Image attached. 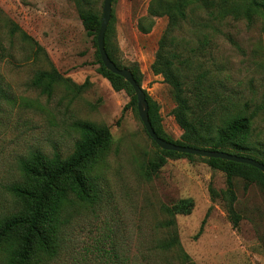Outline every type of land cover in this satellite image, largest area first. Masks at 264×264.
<instances>
[{
  "label": "rangeland",
  "instance_id": "obj_1",
  "mask_svg": "<svg viewBox=\"0 0 264 264\" xmlns=\"http://www.w3.org/2000/svg\"><path fill=\"white\" fill-rule=\"evenodd\" d=\"M103 1L88 4L102 14ZM151 1L113 0L110 40L122 66L139 65L142 87L160 105L163 126L176 140L184 130L173 114L172 87L152 69L169 18L150 17ZM79 8L75 0H0V220L17 210L10 187L22 181V160L37 151L69 155L81 135L77 123L90 121L108 125L113 135L93 170L98 197L67 203L57 253L40 264H264V189L257 182L234 178L241 216L234 226L223 197L226 173L198 155L169 157L147 178L161 147L138 108L129 105L123 113L132 92L115 89L99 71ZM151 21L150 32L140 30L139 22ZM168 37H174L170 50L184 62L186 93L194 95L203 77L209 95L203 107L229 104L225 107L252 116V139L264 143V17L214 19L194 5ZM51 62L76 85L59 84L47 96L32 80ZM183 198L194 200L190 213L164 210ZM173 236L179 243L168 245Z\"/></svg>",
  "mask_w": 264,
  "mask_h": 264
},
{
  "label": "trees",
  "instance_id": "obj_2",
  "mask_svg": "<svg viewBox=\"0 0 264 264\" xmlns=\"http://www.w3.org/2000/svg\"><path fill=\"white\" fill-rule=\"evenodd\" d=\"M88 1L75 0L80 7L79 16L82 23L88 34L93 36L100 63L99 71L115 89L121 90L127 87L132 92L131 101L124 106V113L129 105L136 107L137 95L130 82L107 69L102 62L97 45L102 14L88 4ZM194 5L207 9L214 19L228 15H242L252 21L255 15L264 17V0H152L148 12L150 17L168 15L169 18L167 30L160 40L152 69L155 74H162L165 81L171 85L177 103L173 107V114L184 132L181 138L176 140L167 134L162 123L160 105L146 92L151 123L159 136L177 144L224 150L264 162V143L252 139V116L225 107L231 106L229 104H219L211 110L205 109L203 106H207L209 95L205 92L207 90L206 79L201 76L195 85V94L189 96L186 93V78L182 73L184 62L178 59V53L170 50L169 44L174 41V37L171 39L168 35L179 21L187 18L188 9ZM153 23L151 21L148 26H145L139 22V28L143 32H150ZM111 26L112 22L106 30L105 47L111 59L122 68L125 66L117 60L110 40ZM17 29L23 33L24 37L32 40L40 51L46 52L36 39L21 28L17 27ZM127 68L133 72L137 82L142 86L143 73L139 65L135 63ZM32 84L47 96H52L55 87L59 84L69 87L76 85L70 78L65 77L52 62L49 69L36 72ZM197 108H199L198 114ZM77 126L81 135L76 142L75 149L69 155L62 157L60 153H55L48 156L37 151L22 160L20 165L22 181L10 187L18 202L17 210L10 214L7 213L0 220V258L4 264H40L45 258L55 256L59 247L64 208L67 203L72 198L82 202H94L97 199L99 190L93 170L112 142V131L108 125L90 121H79ZM153 142L157 145L154 140ZM161 151L162 153L153 157L148 164L145 173L149 179L167 162L169 157L190 159L196 157L193 154L162 148ZM198 157L212 168L226 173L227 187L223 191V197L227 201V212L230 219L233 225L237 226L241 216L235 206L237 197L234 178L239 176L249 182H257L264 189V172L250 164L218 157ZM214 193L216 192L212 189L213 197ZM194 204L192 198H183L171 206H165L164 210L171 215L190 213ZM205 221L206 219L200 231ZM171 223L174 221L172 220ZM178 243L177 236L171 237L168 241V245Z\"/></svg>",
  "mask_w": 264,
  "mask_h": 264
},
{
  "label": "water",
  "instance_id": "obj_3",
  "mask_svg": "<svg viewBox=\"0 0 264 264\" xmlns=\"http://www.w3.org/2000/svg\"><path fill=\"white\" fill-rule=\"evenodd\" d=\"M103 13H102V21L101 27L97 35V45L99 49V54L101 55L102 62L106 66L107 69L115 72L118 75H121L126 81L130 82L133 86L135 93L137 95V105L139 116L148 132L150 137L157 143L159 147L164 150H173L181 153H189L193 155L203 156V157H218L226 160L236 161L239 163L250 164L261 171L264 172V162L259 161L256 158L231 153L224 150H213L208 148L194 147L188 145L177 144L175 142L166 140L159 136L155 131L149 116V101L147 99V93L145 89L137 82L133 72L127 68H120L107 54V50L105 47V34L110 23L112 17V4L113 0H104L103 1Z\"/></svg>",
  "mask_w": 264,
  "mask_h": 264
}]
</instances>
